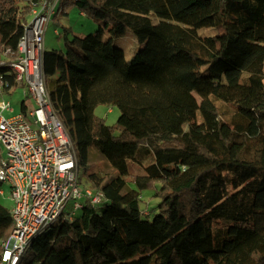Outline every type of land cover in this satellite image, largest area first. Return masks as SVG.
Masks as SVG:
<instances>
[{
  "label": "trees",
  "instance_id": "16d2710c",
  "mask_svg": "<svg viewBox=\"0 0 264 264\" xmlns=\"http://www.w3.org/2000/svg\"><path fill=\"white\" fill-rule=\"evenodd\" d=\"M39 1L0 0L9 84ZM73 3L103 23L88 34L66 28L72 45L45 49L44 69L104 206L85 201L72 218L62 215L20 264H264V0ZM204 26L218 33L201 36ZM128 31L144 44L129 59L114 41ZM100 104L119 108L115 125L95 115ZM93 147L110 174L90 170ZM151 188L154 213L141 206ZM13 226L0 203V252Z\"/></svg>",
  "mask_w": 264,
  "mask_h": 264
},
{
  "label": "built area",
  "instance_id": "2783aa9c",
  "mask_svg": "<svg viewBox=\"0 0 264 264\" xmlns=\"http://www.w3.org/2000/svg\"><path fill=\"white\" fill-rule=\"evenodd\" d=\"M57 3H34V17L26 24L18 55L10 63L15 84L0 76V145L6 150V157L0 153V181L11 186L14 222L2 243L0 264H20L35 236L62 215L72 218L85 201L96 206L104 198L101 190L82 180L76 144L53 107L47 85L44 39ZM4 63L0 59V65ZM18 86L24 88L26 111L8 116L5 112L12 113L14 107L5 94ZM28 103L33 108L27 109Z\"/></svg>",
  "mask_w": 264,
  "mask_h": 264
},
{
  "label": "rangeland",
  "instance_id": "374dc122",
  "mask_svg": "<svg viewBox=\"0 0 264 264\" xmlns=\"http://www.w3.org/2000/svg\"><path fill=\"white\" fill-rule=\"evenodd\" d=\"M57 13L52 15L48 26L46 28L45 39H44V49H58L66 51L69 46L72 45L73 35L72 33H65L66 28L69 30H74L76 32H82L85 34L95 32L99 29L100 23H103L102 20L96 19L87 15L83 11L79 9V7L73 3V0H58L56 5ZM57 14V15H56ZM56 15V16H55ZM34 15H29V22L33 19ZM56 30L58 33H56ZM198 33L201 36H211L216 35L218 33V29L215 26H204L198 29ZM115 43L121 46L125 50L126 57L129 59L133 55V53L143 47L144 44H140L137 41L135 35L128 31L125 35L115 38ZM11 54V53H8ZM6 61V60H5ZM8 72V68L0 65V76L4 73ZM55 77L48 78V83L52 84ZM25 98L24 96V88L23 87H15L12 88L11 92L6 94L5 99L10 100L14 110L12 113L5 112L6 115H11L14 113L21 112L22 110L26 111V108L22 107V100ZM29 106L27 109L33 108L32 103H28ZM95 115L97 117L103 118L105 122L109 125H115L120 115V110L118 107L109 105V104H100L95 108ZM0 153L3 157H6L5 148L0 145ZM90 164L91 171L98 172L100 174H110L112 172V168L109 165L108 161L101 154V152L93 147L90 149ZM129 165L134 172H141V170L135 167V164L132 160H129ZM144 173V172H143ZM81 177L85 184H88L87 178L83 175V171L81 170ZM0 203L11 208L13 205V201L11 199V186L8 182L0 181ZM154 193V189H145L142 191V200L141 206L143 208H147L151 210L152 213L156 210V206L159 203V199L155 196H151ZM81 201H84L82 199ZM99 208L104 206V202L97 204ZM80 210L77 212L79 213ZM153 215L150 216L152 218Z\"/></svg>",
  "mask_w": 264,
  "mask_h": 264
},
{
  "label": "crops",
  "instance_id": "0c3cea01",
  "mask_svg": "<svg viewBox=\"0 0 264 264\" xmlns=\"http://www.w3.org/2000/svg\"><path fill=\"white\" fill-rule=\"evenodd\" d=\"M8 93H10V92H8ZM8 93H7V94H8ZM5 96H6V94H5ZM21 104H22V102H21ZM22 107H23V106H22Z\"/></svg>",
  "mask_w": 264,
  "mask_h": 264
}]
</instances>
